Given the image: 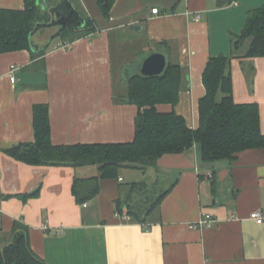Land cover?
Masks as SVG:
<instances>
[{
    "label": "crops",
    "instance_id": "obj_1",
    "mask_svg": "<svg viewBox=\"0 0 264 264\" xmlns=\"http://www.w3.org/2000/svg\"><path fill=\"white\" fill-rule=\"evenodd\" d=\"M44 1L47 8L39 10L47 17L43 22L50 23L49 10L62 1ZM69 1L91 26L58 37L59 26L43 28L32 37L36 51L0 54V247L13 241L18 222L45 264H264V224L250 218L257 210L264 214L261 150L244 151L234 162L208 163L194 146L163 156L156 167L125 168L119 179L106 180L94 165L33 167L4 152L35 141L33 111L39 104L49 105L55 145L133 141L139 113L127 99L128 83L140 75L145 58L159 51L184 69L175 111L187 126L200 127L208 61L227 56L234 99L257 104L264 133V57H246L250 39L234 47L248 14L264 0H117L109 18L98 0ZM25 8V0H0V9ZM59 43L70 47L57 49ZM12 67L47 73L46 81L17 89L18 79L14 86L10 82ZM157 109L170 112L172 107ZM208 174L213 177L207 179ZM77 178L88 181L84 195L93 188L91 179L98 178V193L77 201ZM134 183L144 190L133 188ZM166 191L147 223L116 217L118 201L123 213L127 203L145 209ZM207 214L216 219L211 227L188 226Z\"/></svg>",
    "mask_w": 264,
    "mask_h": 264
},
{
    "label": "trees",
    "instance_id": "obj_2",
    "mask_svg": "<svg viewBox=\"0 0 264 264\" xmlns=\"http://www.w3.org/2000/svg\"><path fill=\"white\" fill-rule=\"evenodd\" d=\"M117 0H98L106 18ZM25 10L0 9V54L30 50L31 33L38 23L43 22L37 0H25ZM92 21L87 20L86 26ZM92 30V28L88 29ZM65 35V34H64ZM63 35V36H64ZM234 42L239 49L246 40H251L246 57H264V5L248 14L246 26ZM203 73L206 94L199 103L200 127L187 126L183 116L175 111L180 100L184 69L177 63H168L167 70L160 77L133 76L129 81L127 99L138 107L136 132L133 141L126 143L55 145L52 142L49 105L34 106L35 141L20 144L4 152L18 162L30 166H97L101 179H119L120 170L146 169L156 167L165 155H176L199 148L204 162H234L238 154L250 149L264 152V133L261 130L260 109L257 104H239L232 94L231 58H211ZM221 95L222 97L220 98ZM169 105L170 112H160L157 107ZM88 181L78 179L73 184L77 201L85 202L99 191L98 178H92V190L82 192ZM137 190H144L143 184H131ZM169 191L141 209L127 203L123 213L122 200L117 202L119 214L127 215L133 223H147L146 217L160 207ZM37 196V193L28 197ZM143 209L145 210L143 214ZM13 241L0 247V264H45L34 253L30 245L29 231L24 224L16 222L13 227Z\"/></svg>",
    "mask_w": 264,
    "mask_h": 264
},
{
    "label": "water",
    "instance_id": "obj_3",
    "mask_svg": "<svg viewBox=\"0 0 264 264\" xmlns=\"http://www.w3.org/2000/svg\"><path fill=\"white\" fill-rule=\"evenodd\" d=\"M38 5L42 6V9L47 8V4L44 0H37ZM62 2L57 5V7L49 10V13L53 16V19L50 23H38L34 31L31 33L30 45L33 50H37L36 46L32 42V37L43 30V28H52L60 27V31L55 37H58L62 32L72 30V29H81L85 27V19L77 12L73 4L69 0H61ZM59 17V18H58ZM168 66V57L162 51L155 52L150 54L145 58V60L140 65V76L142 77H160L165 73ZM47 78V73L37 72H18L17 79L18 83L16 88L20 89L24 85H41L44 84Z\"/></svg>",
    "mask_w": 264,
    "mask_h": 264
},
{
    "label": "built area",
    "instance_id": "obj_4",
    "mask_svg": "<svg viewBox=\"0 0 264 264\" xmlns=\"http://www.w3.org/2000/svg\"><path fill=\"white\" fill-rule=\"evenodd\" d=\"M237 5V3L235 4ZM154 14H158V8L154 9L152 11ZM195 21H199L200 20V14H195L193 16ZM68 47H70L69 44L67 43H59L57 49H67ZM19 71V68L17 67H12L9 71V77H10V82L11 84L14 86L17 82V72ZM213 177L212 174H208L207 175V179H211ZM120 180H122L120 178ZM116 217L127 221L129 220V217L127 215H123V214H118L116 213ZM250 218L253 219L254 221H256L257 224H264V214L261 210H257L251 213ZM216 222V219L214 218L213 215L211 214H207V215H203L200 219H198L197 221H194L193 223H190L188 226H190V228L196 229V230H203L204 228L207 227H211L213 223Z\"/></svg>",
    "mask_w": 264,
    "mask_h": 264
},
{
    "label": "rangeland",
    "instance_id": "obj_5",
    "mask_svg": "<svg viewBox=\"0 0 264 264\" xmlns=\"http://www.w3.org/2000/svg\"><path fill=\"white\" fill-rule=\"evenodd\" d=\"M46 19H47V17H46ZM62 37H63V36H62ZM122 170H124V169H122ZM122 170H121V171H122ZM123 175H124V172H123Z\"/></svg>",
    "mask_w": 264,
    "mask_h": 264
}]
</instances>
